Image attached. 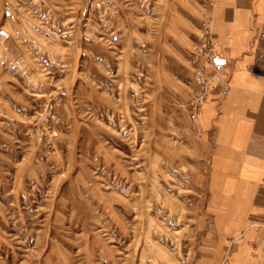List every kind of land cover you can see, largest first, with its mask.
<instances>
[{"label":"rangeland","instance_id":"374dc122","mask_svg":"<svg viewBox=\"0 0 264 264\" xmlns=\"http://www.w3.org/2000/svg\"><path fill=\"white\" fill-rule=\"evenodd\" d=\"M185 14L0 0V264L221 263L182 26L208 19Z\"/></svg>","mask_w":264,"mask_h":264},{"label":"crops","instance_id":"0c3cea01","mask_svg":"<svg viewBox=\"0 0 264 264\" xmlns=\"http://www.w3.org/2000/svg\"><path fill=\"white\" fill-rule=\"evenodd\" d=\"M176 1L195 19L206 12L214 55L228 60L197 122L208 151L205 215L211 241L223 254L220 264H264V251L253 253L248 247L259 240L258 224L264 219V57L256 42L264 0ZM182 19L192 53L188 36L195 39L202 25L196 28Z\"/></svg>","mask_w":264,"mask_h":264},{"label":"built area","instance_id":"2783aa9c","mask_svg":"<svg viewBox=\"0 0 264 264\" xmlns=\"http://www.w3.org/2000/svg\"><path fill=\"white\" fill-rule=\"evenodd\" d=\"M256 42L264 57V24L262 30L257 35ZM191 51L190 72L191 81L195 88V95L190 105L192 107V119L196 121L201 112L203 103L208 99L211 93L214 80L220 79L228 60L218 59L214 55V51L210 44V32L207 26L204 27L197 42L191 45ZM258 228L261 230V235L257 241V246L264 249V219L258 224Z\"/></svg>","mask_w":264,"mask_h":264},{"label":"bare ground","instance_id":"6f19581e","mask_svg":"<svg viewBox=\"0 0 264 264\" xmlns=\"http://www.w3.org/2000/svg\"><path fill=\"white\" fill-rule=\"evenodd\" d=\"M204 104V103H203ZM203 106V105H202Z\"/></svg>","mask_w":264,"mask_h":264}]
</instances>
